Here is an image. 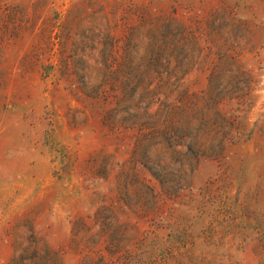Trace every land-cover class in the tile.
Here are the masks:
<instances>
[{"label":"rangeland","instance_id":"1","mask_svg":"<svg viewBox=\"0 0 264 264\" xmlns=\"http://www.w3.org/2000/svg\"><path fill=\"white\" fill-rule=\"evenodd\" d=\"M0 264H264V0H0Z\"/></svg>","mask_w":264,"mask_h":264}]
</instances>
